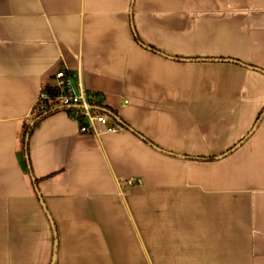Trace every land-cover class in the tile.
<instances>
[{"label":"crops","instance_id":"1","mask_svg":"<svg viewBox=\"0 0 264 264\" xmlns=\"http://www.w3.org/2000/svg\"><path fill=\"white\" fill-rule=\"evenodd\" d=\"M226 59L264 71V0H0V264H264V116L207 160L264 110ZM62 71L119 132L23 141Z\"/></svg>","mask_w":264,"mask_h":264},{"label":"built area","instance_id":"2","mask_svg":"<svg viewBox=\"0 0 264 264\" xmlns=\"http://www.w3.org/2000/svg\"><path fill=\"white\" fill-rule=\"evenodd\" d=\"M58 89L59 94L56 97V107L67 111L69 108L74 110L69 116L77 121L80 125L82 133H92L97 136L101 135L99 128L104 133H116L121 127L116 124L108 115L99 108L100 100L98 97L89 95L81 85L74 82L73 76L67 72H59L54 78V85ZM51 97L42 90L41 95L34 108V116L45 110V101H49ZM131 180L129 183H132Z\"/></svg>","mask_w":264,"mask_h":264},{"label":"trees","instance_id":"3","mask_svg":"<svg viewBox=\"0 0 264 264\" xmlns=\"http://www.w3.org/2000/svg\"><path fill=\"white\" fill-rule=\"evenodd\" d=\"M43 91H45L50 97L51 99L49 101H45L44 105H45V110L43 112H39L36 116H34L33 121H36L35 125L33 127H31L29 124H26L24 126V132H23V141L26 140V136L29 135L33 129L35 128V126L42 120L44 119L46 116H48L49 114H51L53 111H56L59 109V107H56V97L59 94L58 89H56L55 87L52 86H47L43 89ZM98 96V95H95ZM99 108L102 109L101 103H99ZM73 108H69L67 110V112L69 114H71V112L73 111ZM103 111L106 112L105 109H102ZM210 161L215 160V157H210L209 158Z\"/></svg>","mask_w":264,"mask_h":264},{"label":"water","instance_id":"4","mask_svg":"<svg viewBox=\"0 0 264 264\" xmlns=\"http://www.w3.org/2000/svg\"><path fill=\"white\" fill-rule=\"evenodd\" d=\"M183 60H190V59H183ZM198 60H203V59H198ZM226 61L227 62L236 63V64H239V65H242V66H246L248 68L256 69L257 71L264 72L263 70H260V69L254 68V67H250V66H247V65H243L242 63H240L238 61H235V60H232V59H226ZM263 116H264V110H263L262 114L260 115L259 119L256 121V123L253 126V128L251 129V131L247 134V136L244 139H242L240 142H238L234 147H232L231 149H229L227 152L223 153L222 155H219V156L215 157V160L216 159H222V158L230 155L231 153H233L235 150H237L254 133V131L257 129V127H258L261 119L263 118ZM35 123H36V121H33L30 126L33 127L35 125ZM28 137H29V135L26 136V143L28 141ZM153 147L155 149L159 150V151L165 152L163 150L158 149L155 146H153ZM168 154H171V153H168ZM207 160H209V159H207ZM50 221H51V225H52V227L54 229L53 221L51 219H50ZM55 237H56V234H55ZM56 250H57V241L55 239L54 253H53V259H52L51 264H55V262H56Z\"/></svg>","mask_w":264,"mask_h":264},{"label":"rangeland","instance_id":"5","mask_svg":"<svg viewBox=\"0 0 264 264\" xmlns=\"http://www.w3.org/2000/svg\"><path fill=\"white\" fill-rule=\"evenodd\" d=\"M262 112H263V111H262ZM252 128H253V127H252ZM250 131H251V130H250ZM250 131H249V132H250ZM246 136H247V134L245 135V137H246ZM245 137H244V138H245Z\"/></svg>","mask_w":264,"mask_h":264}]
</instances>
